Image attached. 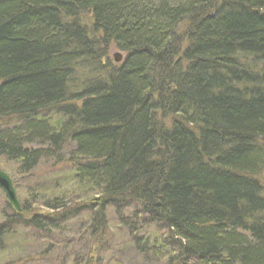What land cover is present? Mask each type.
<instances>
[{"label":"trees","instance_id":"trees-1","mask_svg":"<svg viewBox=\"0 0 264 264\" xmlns=\"http://www.w3.org/2000/svg\"><path fill=\"white\" fill-rule=\"evenodd\" d=\"M0 170V250L264 264V0H0Z\"/></svg>","mask_w":264,"mask_h":264},{"label":"rangeland","instance_id":"rangeland-1","mask_svg":"<svg viewBox=\"0 0 264 264\" xmlns=\"http://www.w3.org/2000/svg\"><path fill=\"white\" fill-rule=\"evenodd\" d=\"M111 59L115 62V56L120 54L124 58V54L118 52L115 49H110L108 52ZM54 118V117H52ZM3 193V192H0ZM5 199L4 194L2 195ZM1 198V195H0ZM6 200V199H5ZM109 221L112 224H116L115 216L110 213ZM81 226V221H75L69 225V230L75 232ZM18 235L10 239L7 242V245L0 250V264H14L19 263L18 261L23 260L28 261V264H71L67 258L69 251L66 253L63 251H54L48 255H44L43 249L44 245L37 239H40L41 234H34L30 232H24L22 229H19ZM114 244L121 249L120 252H114V257H117V264H147L146 262L140 260L136 255L134 249L130 246H123L122 243L124 240L118 238ZM21 264V263H19ZM104 264H111L109 261H105Z\"/></svg>","mask_w":264,"mask_h":264},{"label":"water","instance_id":"water-1","mask_svg":"<svg viewBox=\"0 0 264 264\" xmlns=\"http://www.w3.org/2000/svg\"><path fill=\"white\" fill-rule=\"evenodd\" d=\"M123 57L118 54L115 56V63L122 62ZM0 189L4 193L6 201L14 208L18 213L21 212L20 202L17 198L16 189L14 187L12 179L3 171L0 170Z\"/></svg>","mask_w":264,"mask_h":264}]
</instances>
